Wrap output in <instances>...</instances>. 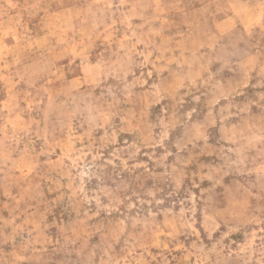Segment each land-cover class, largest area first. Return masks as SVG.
<instances>
[{"label": "rangeland", "instance_id": "374dc122", "mask_svg": "<svg viewBox=\"0 0 264 264\" xmlns=\"http://www.w3.org/2000/svg\"><path fill=\"white\" fill-rule=\"evenodd\" d=\"M0 264H264V0H0Z\"/></svg>", "mask_w": 264, "mask_h": 264}]
</instances>
